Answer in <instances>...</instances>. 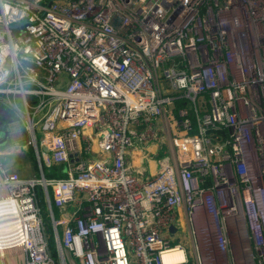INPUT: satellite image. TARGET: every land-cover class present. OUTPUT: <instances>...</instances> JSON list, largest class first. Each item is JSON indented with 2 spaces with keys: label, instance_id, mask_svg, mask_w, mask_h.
Masks as SVG:
<instances>
[{
  "label": "built area",
  "instance_id": "obj_1",
  "mask_svg": "<svg viewBox=\"0 0 264 264\" xmlns=\"http://www.w3.org/2000/svg\"><path fill=\"white\" fill-rule=\"evenodd\" d=\"M0 106V264H264V0H0Z\"/></svg>",
  "mask_w": 264,
  "mask_h": 264
},
{
  "label": "rangeland",
  "instance_id": "obj_2",
  "mask_svg": "<svg viewBox=\"0 0 264 264\" xmlns=\"http://www.w3.org/2000/svg\"><path fill=\"white\" fill-rule=\"evenodd\" d=\"M188 104L191 107L193 106L192 103H190L189 101H188ZM0 108H1V106H0ZM19 129H20L22 134L17 135L15 139L18 140L20 143L26 144L27 138L25 136V131L23 128H19ZM38 136H40V135L38 134ZM156 145L159 148V143H156ZM161 152H162V147L155 154L161 155ZM155 154L151 155L150 158L157 160L158 157ZM0 161L8 171H10V169H13V168L19 169V172H21L20 176L24 179H31V178H38L39 177V173L37 171L38 163H37V160H36L35 155H34V151L32 150L31 146H28V150L21 151L20 153L12 152L8 155L3 154L0 156ZM56 168L61 169V171H65V167L57 166ZM141 169L145 172V177H148L149 170H150L148 165L146 163L143 164ZM36 194H37V198L40 202V207H41V211H42V216L44 218L45 227L49 228L50 220H49V217H47V208L45 205L44 191L43 190L41 191L39 188H37ZM67 211L72 212L73 208L71 206H68ZM180 241L182 242V244L184 245L186 250L189 252L191 245H190L189 234H188V231L186 229L185 230L184 229L178 230L177 234L175 235L174 242L172 244L180 242ZM50 245L52 246V241L50 242ZM54 260L56 263H58V258L56 256V254H54Z\"/></svg>",
  "mask_w": 264,
  "mask_h": 264
},
{
  "label": "water",
  "instance_id": "obj_3",
  "mask_svg": "<svg viewBox=\"0 0 264 264\" xmlns=\"http://www.w3.org/2000/svg\"><path fill=\"white\" fill-rule=\"evenodd\" d=\"M12 122H14V120L11 119L10 114L9 115H5L4 113L0 114V148L4 147L9 140L8 125ZM170 231L174 232L175 228H171Z\"/></svg>",
  "mask_w": 264,
  "mask_h": 264
},
{
  "label": "crops",
  "instance_id": "obj_4",
  "mask_svg": "<svg viewBox=\"0 0 264 264\" xmlns=\"http://www.w3.org/2000/svg\"><path fill=\"white\" fill-rule=\"evenodd\" d=\"M8 143V142H7ZM152 149H154V147L152 146V147H150V148H148V150H151L152 151ZM145 150V149H144ZM132 165L134 166V167H136L137 168V170H140L141 168H142V166H143V164H145V163H143V161L141 162V160H140V162L139 161H137L136 160V158H133L132 160ZM148 167L150 168V172H154L155 171V162H153V161H148ZM9 169V168H8ZM56 170H58L59 172H61V169H57L56 168ZM10 171H13V172H16L17 174H19L20 175V173L21 172H19V169H17V168H13V169H10ZM37 171H38V169H37Z\"/></svg>",
  "mask_w": 264,
  "mask_h": 264
},
{
  "label": "bare ground",
  "instance_id": "obj_5",
  "mask_svg": "<svg viewBox=\"0 0 264 264\" xmlns=\"http://www.w3.org/2000/svg\"><path fill=\"white\" fill-rule=\"evenodd\" d=\"M181 259L182 256L180 253H170L163 258V261L164 263L168 264V263L180 261Z\"/></svg>",
  "mask_w": 264,
  "mask_h": 264
},
{
  "label": "trees",
  "instance_id": "obj_6",
  "mask_svg": "<svg viewBox=\"0 0 264 264\" xmlns=\"http://www.w3.org/2000/svg\"><path fill=\"white\" fill-rule=\"evenodd\" d=\"M60 175L53 174L52 171L47 174V177H59Z\"/></svg>",
  "mask_w": 264,
  "mask_h": 264
}]
</instances>
